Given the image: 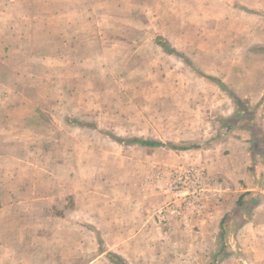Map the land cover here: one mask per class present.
I'll return each mask as SVG.
<instances>
[{"label":"rangeland","instance_id":"1","mask_svg":"<svg viewBox=\"0 0 264 264\" xmlns=\"http://www.w3.org/2000/svg\"><path fill=\"white\" fill-rule=\"evenodd\" d=\"M233 1L0 0V176L18 188L0 195V264H260L244 216L222 246L219 209L187 229L162 209L189 205L169 148L196 145L184 123L212 130L198 95L247 22Z\"/></svg>","mask_w":264,"mask_h":264},{"label":"crops","instance_id":"2","mask_svg":"<svg viewBox=\"0 0 264 264\" xmlns=\"http://www.w3.org/2000/svg\"><path fill=\"white\" fill-rule=\"evenodd\" d=\"M233 2L225 4L236 8L234 10L238 16L247 22L244 26L240 25L242 29L239 28L232 35L239 41L237 48L228 53L230 59L226 63H220L217 69L212 68L211 73L207 75L202 73V77L206 80L204 83L208 84H204L206 90L210 86L214 94L198 95V98L215 103L207 107L210 115L206 116L203 122V126L209 124L212 130L202 128L194 131L190 129V123H184L186 128L182 127L179 130V137L174 131L177 141L185 143L190 138L188 141L196 142V145L179 146L175 143L172 145L181 150L169 148L176 152L178 164L183 163L170 169L172 171L169 178L173 179V176L187 173L200 176L204 183V195L199 205H166L162 209L166 210L165 213L176 217L175 221H179L184 228L186 227L185 229L196 227L201 220L210 215L216 216L219 209L218 212L223 215L219 224L222 246H225L223 232L226 220L244 216L245 220L239 223L240 232L236 236V242L239 243L248 236L250 239L247 238L245 243L248 245L252 241L253 261L263 264L264 131L258 133L256 127L262 128L264 125V0ZM161 38L164 40L163 37ZM163 42L170 44L168 40ZM169 48L174 52L172 55L179 57L188 68L194 72L196 69L200 70L196 66L195 56L182 53L175 47ZM162 49L165 51L164 48ZM187 51L191 50L187 48ZM222 85L236 99L225 91ZM174 96H179L180 100L183 97L181 94ZM184 97L188 98V96ZM249 116L256 118L257 121L258 117L261 120L253 122ZM213 117L215 119H211ZM249 119L252 120L251 124L248 122ZM184 132L190 133V136L186 137ZM211 132L220 136L206 146L201 142L200 137L196 136V134L209 135ZM154 142L163 144L161 141ZM3 190L6 194L2 193ZM15 190L18 188L0 176L1 197L10 196L8 191ZM172 223L175 222L168 224L172 225ZM229 258L231 256L226 255L222 263Z\"/></svg>","mask_w":264,"mask_h":264},{"label":"built area","instance_id":"3","mask_svg":"<svg viewBox=\"0 0 264 264\" xmlns=\"http://www.w3.org/2000/svg\"><path fill=\"white\" fill-rule=\"evenodd\" d=\"M176 180L175 198H180V191L185 189L187 190V197H183L184 202L189 205H199L204 195V183L202 177L193 176L190 173L178 174Z\"/></svg>","mask_w":264,"mask_h":264},{"label":"trees","instance_id":"4","mask_svg":"<svg viewBox=\"0 0 264 264\" xmlns=\"http://www.w3.org/2000/svg\"><path fill=\"white\" fill-rule=\"evenodd\" d=\"M163 48L165 49V47L163 46ZM166 52L172 54L174 53L173 51H170V50H166ZM212 81H214V79L212 78H208ZM222 88L227 91L230 95H232L234 97V95L232 93H230L226 87L224 85H222ZM235 98V97H234ZM236 99V98H235ZM127 143H130V144H141V145H144V146H149V147H161V146H164L162 143L160 142H154V141H143V140H139V139H134V140H130L128 141ZM170 148L173 149V150H181L179 149V147L177 146H174V145H170Z\"/></svg>","mask_w":264,"mask_h":264}]
</instances>
